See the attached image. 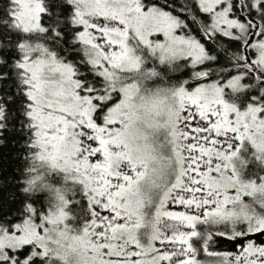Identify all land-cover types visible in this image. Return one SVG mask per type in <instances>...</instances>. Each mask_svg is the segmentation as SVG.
<instances>
[{
    "label": "snow or ice",
    "instance_id": "6c2138e0",
    "mask_svg": "<svg viewBox=\"0 0 264 264\" xmlns=\"http://www.w3.org/2000/svg\"><path fill=\"white\" fill-rule=\"evenodd\" d=\"M9 137L0 264H264V0H2Z\"/></svg>",
    "mask_w": 264,
    "mask_h": 264
},
{
    "label": "trees",
    "instance_id": "16d2710c",
    "mask_svg": "<svg viewBox=\"0 0 264 264\" xmlns=\"http://www.w3.org/2000/svg\"><path fill=\"white\" fill-rule=\"evenodd\" d=\"M0 6H2V0H0ZM22 155V149L16 137H9L3 145H0V182L19 175L18 169H22L24 163Z\"/></svg>",
    "mask_w": 264,
    "mask_h": 264
},
{
    "label": "rangeland",
    "instance_id": "374dc122",
    "mask_svg": "<svg viewBox=\"0 0 264 264\" xmlns=\"http://www.w3.org/2000/svg\"><path fill=\"white\" fill-rule=\"evenodd\" d=\"M217 247H218V249L221 250V251H225V250H229V251H231V250H234V249H232V247H231V243L228 242V241H224V242L220 243Z\"/></svg>",
    "mask_w": 264,
    "mask_h": 264
}]
</instances>
